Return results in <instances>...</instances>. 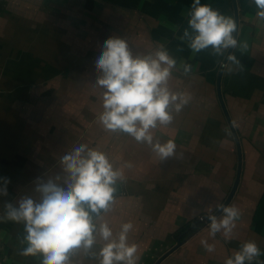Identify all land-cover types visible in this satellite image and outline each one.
I'll use <instances>...</instances> for the list:
<instances>
[{
    "label": "crops",
    "instance_id": "obj_1",
    "mask_svg": "<svg viewBox=\"0 0 264 264\" xmlns=\"http://www.w3.org/2000/svg\"><path fill=\"white\" fill-rule=\"evenodd\" d=\"M201 2L235 20L233 0ZM191 3L192 0H0V177L10 180L8 195L0 196L1 263L40 264V257L18 254L24 225L7 220L5 204L18 206V201L26 196L39 199L35 191L37 178L46 181L62 174L60 158L72 148L80 144L95 148L96 142L90 138V133L97 129L104 132L99 142L103 145L98 150L105 152L117 167L131 164L123 169L125 177L120 182L122 191L116 194V203L102 219L109 223L114 235L119 233L121 224L128 221L134 224L128 240L138 245L139 264H155L178 242L179 237L174 235L181 227L177 226L178 219L190 209L193 197L202 196L191 195L183 188V210L180 204L177 206L176 165L183 163L184 167L186 155L190 153L191 146H186L185 142L191 136L188 130L193 121L201 120L207 129L209 109L211 115L216 112L226 118L217 87L223 58L214 56L211 48L193 55L187 42L180 39L187 27L186 11ZM237 5L239 43L234 54L243 71L237 68L229 75L225 69L221 79L222 93L236 129L240 123L264 122V22L258 21L252 0H237ZM85 15L87 21L83 24L80 18ZM12 22L31 26V29L22 27L4 35L7 25ZM69 25L73 26L72 30L84 25L93 27V31L100 26V33L95 35L94 32L97 37L90 39L93 45L80 61L65 68L60 65L58 70L57 64L54 67L47 64L44 49L33 51L28 43L53 41L56 44L48 51L57 56L62 50L57 43L65 40L63 27ZM113 36L126 39L134 55L148 54L162 44L177 60L169 87L175 92L191 93L192 100L179 114L173 111L171 125L154 129L153 135L154 142L157 139L161 143L169 139L176 142V153L183 154V160L178 163L176 155L159 160L147 144L137 143L126 133L104 131L97 122L102 111V101L98 97L88 99L83 107L88 111L86 115L74 114L69 124H65L63 105L69 99L64 94L79 84L82 69L95 68V59L101 54L104 41ZM185 63L193 66L187 75L182 69ZM258 131L254 133L255 137H259ZM241 145L242 175L229 205L237 206L242 216L231 240L225 241L223 237L213 240L208 235L207 224L183 239V243L159 264H224L247 240H255L264 249V224L261 231H257L253 220L264 192V145L255 141L241 142ZM248 153L250 157H247ZM213 165L207 160L202 161L203 170L200 168L199 174L212 173ZM189 169L191 171L190 166ZM235 177L231 179L235 180ZM231 179L223 183L227 190ZM225 199H221L222 203ZM215 211L216 208L213 213ZM207 214L205 211L204 216ZM202 239L213 243L215 251L205 252L200 244ZM100 243L98 240L93 252L99 251ZM71 259L74 264L78 261L98 264V260L85 256L82 250Z\"/></svg>",
    "mask_w": 264,
    "mask_h": 264
},
{
    "label": "clouds",
    "instance_id": "obj_2",
    "mask_svg": "<svg viewBox=\"0 0 264 264\" xmlns=\"http://www.w3.org/2000/svg\"><path fill=\"white\" fill-rule=\"evenodd\" d=\"M252 3L258 21L264 22V0ZM186 16L187 27L180 39L187 42L193 55L211 48L214 56L223 58L222 71L226 69L229 75L237 68L243 71L234 54L239 42L237 23L231 16L201 0H192ZM176 67L177 60L162 44L148 54L134 55L126 39L113 36L105 40L95 61L94 85L103 90L97 122L104 131L128 134L137 143L147 144L161 161L177 155L173 139L154 142L153 135L154 129L171 125L173 111L179 114L192 100L191 93L175 92L169 87ZM192 67L183 64V73L189 74ZM60 163L62 174L46 181L37 178L35 191L39 199L26 196L18 201V206L5 204L7 220L24 225L18 254L40 257V264H74L71 257L82 250L98 264H139L138 245L128 240L134 224H121L119 233L114 235L112 227L102 219L116 203L117 186L125 177L123 169L131 164L117 167L105 152L86 144L72 148L60 158ZM9 183V179L0 177V196L8 195ZM215 208L219 215L211 207L207 209L208 235L215 240L221 234L230 241L242 213L235 205L220 203ZM98 240L102 242L99 251L93 252ZM200 244L207 253L215 251L208 239H202ZM261 257L264 250L255 240H247L224 264H264Z\"/></svg>",
    "mask_w": 264,
    "mask_h": 264
},
{
    "label": "rangeland",
    "instance_id": "obj_3",
    "mask_svg": "<svg viewBox=\"0 0 264 264\" xmlns=\"http://www.w3.org/2000/svg\"><path fill=\"white\" fill-rule=\"evenodd\" d=\"M0 14H2V12ZM81 20H83V22ZM67 21H70V19ZM80 21L81 23L85 24L87 21V15L81 17ZM27 25H29V23H27ZM22 27L31 29V26H19L12 22L7 25V30L5 31L4 35H7V33H10L11 31L13 32L20 30L19 28L22 29ZM63 29V37L65 40L62 43H57V46L62 48L61 52H58L57 56L48 51L52 45L56 44L53 41H29L28 43L33 47V51H35V48H41L42 50L44 49L43 53L46 54L44 59L47 60V64L52 65L53 67L55 64H57L56 69L58 70L60 69V65H63L65 68L68 64H73L80 61L81 57L86 53L85 51L89 48V46L93 45L90 39L97 37L95 35L100 33V26L96 27L94 29L95 31H93V27H87L84 25H81V27H75L76 30H72V25L64 26ZM89 31H92V34L89 35ZM94 32L95 35H93ZM53 47V50H55V46ZM77 53L81 55L79 58L76 55ZM61 54L62 56H60ZM83 70L84 69L81 70V75L79 74V79L81 81H79V84L76 86V88H72L73 90H70L64 94V97L69 99V101H66L63 105L65 124H69L71 121V116L74 114H81L80 116L87 114L88 111L83 110V107H86L85 105L87 104L88 99L92 98V96L101 99L100 97L103 90L94 86L97 76L96 68L85 69V71ZM94 92L98 94L93 95ZM208 112L209 123H207V129L205 128L203 120L193 121L191 123V128L188 130L191 132V136L185 140L186 146H191L190 149H188L190 153H187L186 155L184 167L182 166L183 163L176 165L177 172L175 192L177 206L180 204V209L183 210L184 197L181 196L183 194V188H185L184 191L186 190L187 192H191V195L202 194V196L198 195V197L192 198L193 200L190 209L178 219L179 222H177V226H182L191 220L199 219V221H202L201 217L204 216L205 211H207L209 207L214 210L216 204L222 203L221 199L223 197H227L232 188L234 180L231 178L235 177L237 171V144L228 125V121L226 120L225 116L219 113L212 112L211 115L210 109ZM257 128H259L261 131L259 129L258 131ZM237 130L242 144L255 141V143L258 145H264V122H246V124L240 123V125L237 127ZM102 131L103 130L97 129L95 131H91L90 133V138L94 139L96 142V145H94L95 148H102L103 144L99 143L103 139L104 132L102 133ZM256 131H258L259 137L254 136ZM190 132H187V134ZM229 132L231 133L230 135L228 134ZM198 134H201L199 138L196 137ZM182 157L183 154L181 155V153H177V163L181 161ZM247 157H250L249 153L247 154ZM205 159L214 164L213 172L209 173L208 175H201L199 174V169L201 168V170H203L202 161H206ZM189 166L191 167V171ZM228 179H231V185L227 190L223 183ZM183 183L184 185H182ZM203 223H205V220ZM207 224L209 223L203 224L202 227L207 226ZM174 235L175 237H178L179 234H176L175 232ZM217 239L222 240V235L218 234Z\"/></svg>",
    "mask_w": 264,
    "mask_h": 264
},
{
    "label": "water",
    "instance_id": "obj_4",
    "mask_svg": "<svg viewBox=\"0 0 264 264\" xmlns=\"http://www.w3.org/2000/svg\"><path fill=\"white\" fill-rule=\"evenodd\" d=\"M233 3H234V9H235V21L237 23V32H238L239 31V9H238V5H237V0H233ZM222 74H223V71L220 70L218 83H217L219 99H220L223 111L226 115L228 125H229V127H230V129L234 135V138H235V141L237 144V149H238V166H237L236 177H235L234 183L232 185V188H231L228 196L226 197L225 201L223 202V204L229 205V203L231 202L232 198L234 197V195L238 189V186H239V183L241 180L242 167H243V154H242L241 140H240L238 131H237L235 124L232 120V117L230 115V112H229L228 107L225 103V99H224V96L222 93V87H221ZM121 191H122V187H121V184L119 183L117 186L116 194L120 193ZM214 214L219 215V212L215 211ZM204 218H205V223H210V221L207 220V215H205ZM182 243H183V239L181 237H179L178 242L172 248H170L167 252H165L163 255H161V257H159V259L155 262V264H159L168 254H170L172 251H174Z\"/></svg>",
    "mask_w": 264,
    "mask_h": 264
},
{
    "label": "trees",
    "instance_id": "obj_5",
    "mask_svg": "<svg viewBox=\"0 0 264 264\" xmlns=\"http://www.w3.org/2000/svg\"><path fill=\"white\" fill-rule=\"evenodd\" d=\"M253 220L256 222V230L261 231L264 224V192L258 201L257 207L253 215ZM203 222L204 220L199 221V219L191 220L186 224L182 225L176 231V234H179L178 237L185 239L188 236L192 235L194 232L198 231L202 227ZM261 259H264V257H261Z\"/></svg>",
    "mask_w": 264,
    "mask_h": 264
},
{
    "label": "built area",
    "instance_id": "obj_6",
    "mask_svg": "<svg viewBox=\"0 0 264 264\" xmlns=\"http://www.w3.org/2000/svg\"><path fill=\"white\" fill-rule=\"evenodd\" d=\"M201 220H205L204 216L201 217ZM0 264H3V263L0 262Z\"/></svg>",
    "mask_w": 264,
    "mask_h": 264
}]
</instances>
